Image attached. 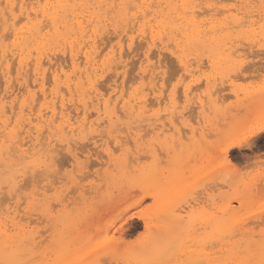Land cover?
Returning <instances> with one entry per match:
<instances>
[{
  "label": "rangeland",
  "instance_id": "374dc122",
  "mask_svg": "<svg viewBox=\"0 0 264 264\" xmlns=\"http://www.w3.org/2000/svg\"><path fill=\"white\" fill-rule=\"evenodd\" d=\"M224 3L228 4L230 1H224ZM105 24L104 31L106 30V32H102V37H105L103 39L106 46L102 43L99 44L101 52L97 57L98 63H106L109 50H111L110 45L117 41L114 35L122 28L120 24H115L111 19H108ZM114 25H118L117 32L113 30L112 26ZM226 29H220L218 32L217 43L212 41L210 34H205L201 37L203 40L201 44H192L190 40L187 48L183 51L171 48L174 46L173 43H169L167 37L162 35L163 43L171 44L168 48L173 53L162 51L160 55L152 56L149 62L159 65L163 61L165 66L171 62L180 67L182 59L192 68L199 66L200 74L221 78L218 87L215 79L213 80L214 95L211 97V105L206 107L203 113L199 106L200 94L209 85L206 80L201 81L203 87L192 85V94L197 99L190 105L187 118L195 120L193 125L196 128L195 135L192 128L183 129L177 133V136L183 139V143L181 144L180 139H177L175 148L170 155L165 148L162 165L153 163L151 157L137 159L133 155L132 159L136 160V164L131 165V161H129L128 165L125 164L126 166L123 167L127 177L122 176V171H120L122 160L117 157L109 158L106 152L101 151V155L93 161L91 170L93 175L89 176V180H94V183L89 184L82 192L69 196L68 200L52 210L49 216L41 217L39 213H33L22 217L30 222L28 230L31 231L35 240H38L39 236L33 230L44 231V225H49L47 232L44 233L48 237L47 252L41 255V259L47 264H92L102 252L109 250L118 251L121 264H126L127 261L134 262L136 258L133 255L142 248L145 250L144 247L146 248L148 245V248L151 249L152 242L164 243L171 240L176 235L173 229L177 224L191 229L194 239L219 238L227 234L226 238L217 243L216 248L220 249L223 245L224 249H230L240 239V237L233 239L231 236L229 229L233 224L237 225L236 230L241 236H244V233L253 226L249 224L248 229L239 227L244 218L251 217L256 224H259L261 202L264 201V163L260 161L259 157H254L251 162L244 161V164L248 165L247 167L238 165L240 171L234 175L218 176L213 183L199 191L191 201L181 204L175 213L169 203L173 200L178 202L181 190L186 185L202 179L205 173L211 172L216 167L218 161H213L208 150L210 138L215 137L218 133L223 137L230 133L241 132L247 122L259 117L261 109L264 107V95L260 91L261 83L264 82V74L258 72L261 62L258 54L260 44H254L248 39H241L235 31L229 27ZM256 31H259V25H257ZM106 38H109L110 42H106ZM100 42L101 40L98 39V43ZM136 42L138 45L134 44V55L133 53L129 55L128 50L125 51L126 56L122 58L123 64L126 63L125 67L116 68L117 71L113 68L104 70L98 77L97 84L100 92L103 93V99L109 98L110 95L111 100L120 95V92L124 93L122 97L127 99L132 93H136L137 86H139V95L147 99L142 102L140 111L143 110V117L148 120L152 119L151 114L157 109H162L164 104H168L171 108L172 101L167 99V92L171 91L172 81L165 85L164 95H161L159 86L153 90V85L156 84L153 71L152 74L141 75V70L149 64L143 60V52L146 47L141 45L143 41ZM101 47L102 49H100ZM47 52L49 55L53 54V57L60 55L59 58L61 56L68 58V51L64 52V54L66 53L64 56L62 51H58L54 47H47L45 53ZM34 55L35 52H32V56ZM238 59H246L256 65V75H253L252 71L233 72L232 69ZM116 62H118L117 59ZM67 64L65 69L70 74L72 67L69 62ZM247 67L246 64L245 68ZM11 71H13L11 72V81L14 80L12 89H15L17 84L13 77L15 78L16 70L14 68ZM123 71V75H120ZM109 73L110 75H108ZM229 73H231L232 79H227ZM28 75L31 80V71L28 72ZM165 79L166 77L161 73V82ZM113 80L119 84L117 91L112 89L113 82H115ZM187 83L188 81L185 80L184 84ZM4 86V81L0 77V95L4 92ZM46 86L49 91L52 88L51 82ZM176 94L180 106L183 107V86L177 89ZM25 96L26 92H20L17 101ZM205 105H208L207 99ZM96 119V115L92 112L88 120ZM202 132L205 133L203 143L201 142ZM48 134L44 132L45 140L47 139L45 136ZM168 143L171 144V140ZM234 156L235 153H233ZM129 165L132 166L131 172ZM97 169L99 170L98 174H96ZM11 174V171L6 172L0 165V184L6 176ZM133 176L138 181L137 186L130 183ZM141 187L150 189L153 195L143 197L146 202L142 203L141 207L136 208L134 212L128 211L129 206L134 207V202L143 195ZM150 204L153 207L149 208ZM5 206L7 205H3V207ZM241 206H243L242 211L240 210ZM141 209H145L143 215H141ZM66 220L71 223L68 228H65L64 225ZM197 228L199 231H196ZM113 237L114 239H112ZM151 240L152 242H150ZM148 248L146 249L148 250ZM206 250L213 257L228 256L227 251L217 253L210 246ZM105 258L108 259L109 264H113L111 256Z\"/></svg>",
  "mask_w": 264,
  "mask_h": 264
},
{
  "label": "snow or ice",
  "instance_id": "6c2138e0",
  "mask_svg": "<svg viewBox=\"0 0 264 264\" xmlns=\"http://www.w3.org/2000/svg\"><path fill=\"white\" fill-rule=\"evenodd\" d=\"M70 7H80L67 3H49L48 0H13L3 9L5 26L0 31V46L5 50L14 46L21 33L27 30L43 31L44 26L56 25L60 12H65ZM88 8L99 7L106 12L115 10L117 7L126 14L131 12L133 23L144 20L143 27L146 30L148 24L154 17L149 16V12L154 9V5L145 3H115L110 5H87ZM183 8L185 14L191 12L195 17L198 13L212 12L215 10L217 15L221 9L232 13L228 27L235 31L241 39H248L254 44L259 43V56L261 62L258 72L264 74V0H246L245 3L237 4H213L195 3L193 0H185L183 4L176 5ZM17 8L19 9L17 11ZM10 13V17H9ZM35 13V16H33ZM10 19V23H9ZM259 25V31H256ZM90 26V24H89ZM155 41V36H153ZM149 45V49L153 47ZM255 51V49H253ZM14 51V48H13ZM135 49L129 45V55ZM145 56L147 53L144 54ZM175 55V53H174ZM247 64V68L245 65ZM156 84L153 90L159 86L161 95L166 92L165 85L172 81L171 91L167 92V99L172 101L171 108L164 104L162 109H157L151 116L152 119L145 120L143 110L136 113L135 109L131 112L125 107L123 111H113L111 116L105 115L109 105L105 104V114H102L91 125L82 122H72L69 128L66 124H61L56 128L50 122L44 129L48 131L45 140L37 131L38 148H20L18 142L6 137V148L0 147V165L5 171H11L10 176H6L0 184V206L7 205L9 211L13 209L21 216L39 213L41 217L51 214V211L64 204L68 197L74 193L82 192L94 180H89L92 174L93 161L101 155V151L107 153L109 158L117 157L123 160L126 165L131 161V165L136 164L132 159L133 155L137 159L152 158V162L158 165L163 164V152L165 148L169 155L174 150L177 139L181 144L183 139L177 133L183 129L192 128L195 135L196 128L193 126L195 120H190V105L195 103L197 97L192 94V85L196 84L203 87L201 81H207L209 87L200 94L201 112L211 105V97L214 95L213 80L218 87L221 78L213 77L208 74H200L199 66L192 68L189 63L180 60V67L175 63L165 66L161 61L159 65L154 62L151 65ZM257 66L246 59H238L232 71H252L256 75ZM163 73L166 79L161 82L160 74ZM179 73V75H177ZM227 79H232L229 73ZM187 80L188 83L184 84ZM184 88V104L180 106L177 97V89ZM261 94L264 95V82L261 83ZM140 89L137 86L136 94L139 95ZM208 105H205V100ZM127 104V102H125ZM117 112L119 114H117ZM207 127V125H205ZM205 133H201V142ZM171 140V144H169ZM264 107L260 115L255 120L247 122L241 132L230 133L221 137L217 134L208 141V150L216 163V167L209 173H205L202 179L193 181L186 185L180 193L179 201H169L172 211L179 210L180 205L185 201H191L209 184L213 183L218 176H231L240 171L241 167H247L244 161L251 162L254 157H259L264 163ZM103 145V148H101ZM15 149V151L13 150ZM7 153V154H5ZM233 153L235 156L233 157ZM129 165V171L132 166ZM219 169V171H217ZM99 170L97 169V173ZM133 186L138 185V181L133 176L130 181ZM142 196L134 202V207L129 206L128 211L134 212L146 202L143 197L152 196L150 189L141 187ZM235 200V198H233ZM153 205H149V208ZM241 211L243 206H241ZM145 209H141V215ZM127 212L125 213V215ZM252 224L251 229L248 225ZM15 221H13V228ZM147 227V225H145ZM241 228L248 229L244 236L236 230L237 225L233 224L229 231L233 239L240 237L233 247L224 249L216 248L221 239L226 238L222 235L216 237H202L194 239L191 229H186L183 225L177 224L174 227L176 235L169 241L155 244L151 249L142 250L136 253L137 259L127 261L126 264H264V201L261 202V215L259 224H256L251 217L244 218L239 225ZM49 225H44V231L33 230L39 236L31 244L18 247L15 251L9 252L8 247L4 248V255L0 256V264H47L41 259L42 254H46V241ZM258 228V231H257ZM11 230V229H9ZM196 231H199L197 228ZM114 239V237L112 238ZM211 247L213 251H227L228 256L213 257L206 249ZM111 256L113 264H121V259L117 250L104 251L92 262V264H109L105 257Z\"/></svg>",
  "mask_w": 264,
  "mask_h": 264
},
{
  "label": "bare ground",
  "instance_id": "6f19581e",
  "mask_svg": "<svg viewBox=\"0 0 264 264\" xmlns=\"http://www.w3.org/2000/svg\"><path fill=\"white\" fill-rule=\"evenodd\" d=\"M224 1H230L228 4L246 2V0H193L195 3L205 4H225ZM12 2L13 0H0V31L5 26L3 9ZM28 2L31 3V0ZM48 2L67 3L80 7H70L66 13L60 12L57 24L53 26L51 21H48V26H44L43 31L36 29L21 33L17 43L9 47L8 50L0 46V77L5 84L4 92L0 95V147L6 148L7 137L18 142L21 149L38 148L37 131L40 130V136L44 138V132L48 133L44 129L50 122L53 128L61 124H66L70 128L69 121H79L91 125L93 121L88 119L92 112L96 118L105 114L106 103L109 105L105 114L107 116H111L113 111H116L117 105L119 111H123L127 107L130 112L135 109L136 113H141L142 102L147 99L136 93H132L127 99H124L122 97L124 93L119 91L120 95L114 100H111L110 95L109 98L103 99V93L100 92L97 84L98 77L102 72L106 69L124 68L126 63L123 64L122 58L126 56V50L129 51V45L132 48L135 47L134 44L138 45L136 41H143L141 45L146 47L143 55L147 53L143 60L148 63L152 56L160 55L162 51L173 53L168 48L171 44L163 43L162 35L167 37L169 43H173L174 46L171 48L174 47L179 51L185 50L190 40L192 44H201L203 42L201 37L205 34H210L212 41L217 43L220 29L228 28L229 20H226L225 17L230 19L232 15V13L221 9L218 15L213 10L212 12L198 13L194 17L191 12L185 14L183 8L176 7V5L183 4L185 0H48ZM112 3L118 6L121 3L152 4L155 7L148 15L154 19L145 30L144 20L141 19L133 23L131 12L126 16L119 7L107 12L99 7H87V5L107 6ZM108 19L113 20L115 24H120L122 28L114 35L117 41L114 44H109L111 50H109V56L107 55L106 63H98L97 57L101 52L99 44H106L102 32H106V30L104 31L105 22ZM112 27L114 32L118 30L116 29L118 25ZM153 36H155V41H153ZM109 38H106V42H110ZM98 39L101 40L100 43H98ZM150 44L154 45L151 49H149ZM47 47H54L58 51H62V54L68 51V58L62 56L59 58L60 55L58 57L57 53L55 54L57 57H53V54L49 55L48 52L45 53ZM154 49L155 51H153ZM32 52H35L34 56H32ZM67 62L72 67L70 74L65 69L68 65ZM12 64L16 67H13ZM150 65L152 63L147 64L141 70V75L152 74ZM14 68L16 71L13 79H15L17 87L12 89L14 80L11 81V72H13L11 69ZM29 71L32 75L31 80H29ZM123 73L124 71L120 75ZM50 82L52 88L47 91L48 86L46 85ZM118 86L116 81L113 82V91H117ZM22 91L26 92V96L17 101L18 95ZM111 96L113 97V95ZM37 104L38 107H36ZM117 114L119 113L117 112ZM13 150L15 151V149ZM121 165V174L127 177L126 170L123 168L126 166L123 160ZM22 217L24 216H19L14 209L10 212L7 206L0 207V256L4 255L5 246L8 247L9 252H12L18 247H23L26 243L31 244L33 239L35 240L31 231L28 230L30 222ZM13 221H15L14 228L12 227ZM64 225L65 228H68L71 223L66 220ZM158 243L163 242H152L151 248ZM146 248L144 247L145 250H147ZM133 257L138 258L136 254Z\"/></svg>",
  "mask_w": 264,
  "mask_h": 264
}]
</instances>
